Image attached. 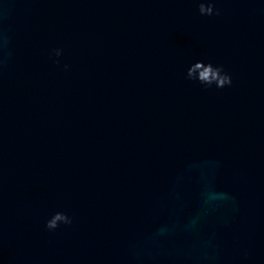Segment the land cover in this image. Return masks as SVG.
Masks as SVG:
<instances>
[{
	"label": "water",
	"instance_id": "water-1",
	"mask_svg": "<svg viewBox=\"0 0 264 264\" xmlns=\"http://www.w3.org/2000/svg\"><path fill=\"white\" fill-rule=\"evenodd\" d=\"M201 2L0 0V264H264V0Z\"/></svg>",
	"mask_w": 264,
	"mask_h": 264
},
{
	"label": "clouds",
	"instance_id": "clouds-1",
	"mask_svg": "<svg viewBox=\"0 0 264 264\" xmlns=\"http://www.w3.org/2000/svg\"><path fill=\"white\" fill-rule=\"evenodd\" d=\"M199 14L201 16L211 17L218 16L220 14L217 9L214 0H206L198 5ZM52 55L56 58H60L63 55L62 48H55L52 50ZM59 63L57 59L55 61ZM194 65V67L192 66ZM187 70V79L195 81L206 88L215 87L217 89H224L233 85L232 76L224 69L222 65H215L212 62L196 61ZM64 69L67 70L69 65L65 64ZM73 219L71 216L64 212H56L46 221V229L48 231H55L62 224L71 225Z\"/></svg>",
	"mask_w": 264,
	"mask_h": 264
}]
</instances>
